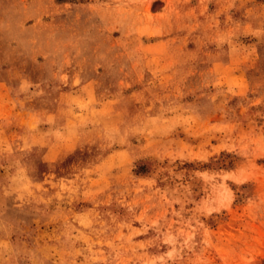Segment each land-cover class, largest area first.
<instances>
[{
    "label": "rangeland",
    "instance_id": "374dc122",
    "mask_svg": "<svg viewBox=\"0 0 264 264\" xmlns=\"http://www.w3.org/2000/svg\"><path fill=\"white\" fill-rule=\"evenodd\" d=\"M0 264H264V0H0Z\"/></svg>",
    "mask_w": 264,
    "mask_h": 264
}]
</instances>
